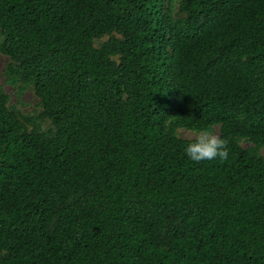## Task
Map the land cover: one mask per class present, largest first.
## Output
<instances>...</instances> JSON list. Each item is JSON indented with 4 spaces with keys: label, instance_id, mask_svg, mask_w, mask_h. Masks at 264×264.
Returning <instances> with one entry per match:
<instances>
[{
    "label": "trees",
    "instance_id": "obj_1",
    "mask_svg": "<svg viewBox=\"0 0 264 264\" xmlns=\"http://www.w3.org/2000/svg\"><path fill=\"white\" fill-rule=\"evenodd\" d=\"M0 54V264H264V0H0Z\"/></svg>",
    "mask_w": 264,
    "mask_h": 264
},
{
    "label": "rangeland",
    "instance_id": "obj_2",
    "mask_svg": "<svg viewBox=\"0 0 264 264\" xmlns=\"http://www.w3.org/2000/svg\"><path fill=\"white\" fill-rule=\"evenodd\" d=\"M104 40H106V38L98 41L97 44ZM9 62L10 59L6 55L0 54V83L3 85L5 91L10 95V105L14 108L17 107L25 115L39 118L42 109L39 105V99L36 96L34 89L32 87H24V85L18 81L9 82L6 79L5 71ZM39 122L44 129L52 127V122L49 119H42ZM213 133L218 136L219 127H216ZM181 134L185 138H196L198 132L184 128ZM242 144L245 147L251 146V143L246 141ZM261 153L264 156V148H262Z\"/></svg>",
    "mask_w": 264,
    "mask_h": 264
},
{
    "label": "clouds",
    "instance_id": "obj_3",
    "mask_svg": "<svg viewBox=\"0 0 264 264\" xmlns=\"http://www.w3.org/2000/svg\"><path fill=\"white\" fill-rule=\"evenodd\" d=\"M187 158L195 163L229 159L228 142L219 138L212 130H201L196 139L187 143L184 148Z\"/></svg>",
    "mask_w": 264,
    "mask_h": 264
}]
</instances>
